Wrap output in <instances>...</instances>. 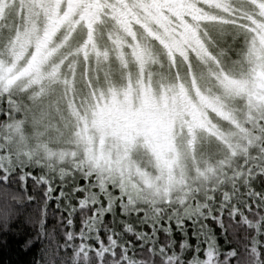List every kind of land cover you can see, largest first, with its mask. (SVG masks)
I'll return each instance as SVG.
<instances>
[{"label": "rangeland", "instance_id": "1", "mask_svg": "<svg viewBox=\"0 0 264 264\" xmlns=\"http://www.w3.org/2000/svg\"><path fill=\"white\" fill-rule=\"evenodd\" d=\"M168 1L179 13L171 17L176 26L146 6L140 13L148 29L157 26L150 31L158 42L144 31L131 40L129 25L112 22L121 20L117 0L105 2L94 31L70 22L49 42L43 36L51 33L53 15L37 7L42 0H0V96L10 111L2 165L12 168L36 153L39 161L70 166L82 154L85 164L122 186L173 189L206 182L204 173L217 165L238 168L237 161L257 151L264 128V0ZM12 5L26 23L11 37L20 20L14 9L6 13ZM237 8L253 13L244 31L229 30L226 43L237 59L228 61L214 54L205 33ZM223 149L233 158L218 164L214 154Z\"/></svg>", "mask_w": 264, "mask_h": 264}, {"label": "trees", "instance_id": "2", "mask_svg": "<svg viewBox=\"0 0 264 264\" xmlns=\"http://www.w3.org/2000/svg\"><path fill=\"white\" fill-rule=\"evenodd\" d=\"M10 9L20 12L12 37L26 21L17 5ZM237 9L211 25L215 34L204 31L214 54L228 61L236 58L226 43L229 30L244 31L253 13ZM9 112L0 96V139ZM260 133L256 153L237 161L238 168L217 165L204 173L210 180L173 189L122 186L82 154L67 166L34 153L8 168L0 147V264H264V128ZM231 158L225 149L214 154L218 164Z\"/></svg>", "mask_w": 264, "mask_h": 264}, {"label": "flooded vegetation", "instance_id": "3", "mask_svg": "<svg viewBox=\"0 0 264 264\" xmlns=\"http://www.w3.org/2000/svg\"><path fill=\"white\" fill-rule=\"evenodd\" d=\"M45 1L47 3H45ZM106 1L107 0H42V5L30 6L34 8H36V6L46 7L52 11L53 17L51 18V33L44 34L43 36L44 40L52 42L55 41L58 36L63 34L62 31L64 27L70 22H74L75 24L72 26L73 29L76 24L78 25L79 23L83 22L86 25L88 24L87 27L89 26L88 28L91 31H94V28L96 27L94 25L98 24L99 19V15L97 13H99L105 7ZM116 4L117 7L114 8L117 9H114V11L121 12V15H119L121 20H113L112 22L119 24L123 28H127L129 25L131 27L130 29L133 36L126 35L131 40L137 38L141 40L143 38L142 32L144 31L146 38L149 39L150 42L159 41V38H157L155 35H151V33L154 34V32L150 31V29H153L157 26L148 29L147 27L150 25L140 18V13L143 12L142 10L144 6L152 10L153 13L158 14L160 16V20L170 17V25L176 26V24H174L175 19H171V17L175 18V14L179 13H176L172 11L173 9H170L171 5L169 6L168 0H117ZM189 19L192 20L193 18ZM103 23H107L106 20L102 19V24Z\"/></svg>", "mask_w": 264, "mask_h": 264}, {"label": "bare ground", "instance_id": "4", "mask_svg": "<svg viewBox=\"0 0 264 264\" xmlns=\"http://www.w3.org/2000/svg\"><path fill=\"white\" fill-rule=\"evenodd\" d=\"M41 25V24H40ZM74 25V24H73ZM42 29V28H41ZM73 29V28H72Z\"/></svg>", "mask_w": 264, "mask_h": 264}]
</instances>
